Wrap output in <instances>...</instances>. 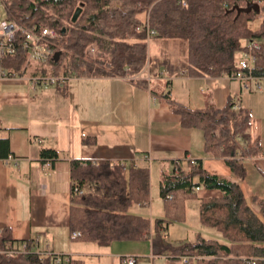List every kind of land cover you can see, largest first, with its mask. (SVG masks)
I'll return each mask as SVG.
<instances>
[{
  "label": "trees",
  "instance_id": "16d2710c",
  "mask_svg": "<svg viewBox=\"0 0 264 264\" xmlns=\"http://www.w3.org/2000/svg\"><path fill=\"white\" fill-rule=\"evenodd\" d=\"M246 1L7 0L0 3L3 19L35 30L47 27L60 38L48 44L53 55H58L56 58L52 55L47 63L27 61L26 51L17 45L14 53L2 61V66L21 78L50 76L63 81L85 74L126 77L136 85L146 86L149 79L139 76L145 66L149 70L146 40L154 37L184 42V60L179 63L190 76L227 75L248 52L253 59L250 68L242 72L250 77H264V0H253L258 2V13L236 15L230 10L233 5L244 6ZM77 7L80 12L71 22ZM256 20L257 26L250 27ZM246 40L258 45L248 50ZM89 49L98 53L92 54ZM30 63L39 65L28 72ZM81 67L85 68L84 72ZM162 96L180 116L182 127L201 131L203 151L225 159L230 178L209 174L190 159L182 166L175 161L174 171L164 175L158 186L163 216L150 222L147 217L128 212L132 204L144 206L148 201L147 167L71 160L68 230L70 234L77 233L72 238L108 246L114 241L146 240L152 234L154 254H165L172 259L187 256L183 264H264V197L252 199L258 206L255 210L239 187L245 175L244 158L259 150L256 142L248 140L249 110L231 97L219 108L189 109L170 98L168 91ZM7 147V139H0V156H7ZM40 156L53 161L57 153L53 149H41ZM195 187L217 189L219 195L200 197ZM190 198L197 201L200 224L215 229L221 241L199 234L192 241L176 246L163 241L166 227L182 219L184 202ZM8 242L14 244L4 228L0 231V249ZM32 246L31 240H25V251L12 255L0 253V264H52L49 256L38 254ZM67 264H80V261L70 259Z\"/></svg>",
  "mask_w": 264,
  "mask_h": 264
},
{
  "label": "crops",
  "instance_id": "0c3cea01",
  "mask_svg": "<svg viewBox=\"0 0 264 264\" xmlns=\"http://www.w3.org/2000/svg\"><path fill=\"white\" fill-rule=\"evenodd\" d=\"M159 64L140 73L149 79L146 86L116 76L77 75L33 88L16 75L0 81V139L6 138L8 146L7 156H0V231L7 229L14 246L31 240L33 251L48 249L80 264L86 258L95 264H118L126 255L141 257L136 264H183L178 258L154 254L152 234L146 240L99 246L72 238L68 230L71 160L147 167L149 202L152 174L161 177L156 180L161 215L154 218L163 216L158 186L164 175L174 171L175 161L182 166L190 159L209 174L230 178L225 159L203 151L201 131L180 125V116L162 98L166 91L189 109L219 108L231 97L249 110L248 140L256 142L259 150L244 158L245 175L239 187L248 204L258 209L252 199L264 197V77L190 76L182 63L174 66L162 58ZM37 65L30 63L28 72ZM41 149L55 150L56 158H41ZM196 193L219 195L217 189L201 187ZM148 201L140 209H146ZM140 209L131 213L150 222L154 219ZM180 222H185L184 212ZM170 225L162 239L171 246L192 241L196 234L205 238L193 230L191 237L171 241Z\"/></svg>",
  "mask_w": 264,
  "mask_h": 264
},
{
  "label": "built area",
  "instance_id": "2783aa9c",
  "mask_svg": "<svg viewBox=\"0 0 264 264\" xmlns=\"http://www.w3.org/2000/svg\"><path fill=\"white\" fill-rule=\"evenodd\" d=\"M7 0H0V3ZM183 4V2H182ZM149 33V31H148ZM59 34L52 29L47 27H42L40 30H35L33 27L23 26L16 22L9 21L3 18H0V81L3 79L12 78L13 75L8 73L6 69L2 66V61L12 55L15 51L17 45H19L23 50L26 51L27 61L44 64L51 59L53 55L52 49L48 47L49 43L52 41L59 40ZM245 45L248 50L253 47H256L258 43L245 41ZM92 50V49H90ZM252 56L248 52L244 53L243 57L235 62L234 66L236 69L228 73L229 78H248L250 75H245L242 70L245 68H250V63L252 61ZM75 78V76H72ZM21 78V77H20ZM131 79L134 77H130ZM26 80L30 88L35 87V85H48V84H59L62 81L60 77H50V76H40L32 78H23ZM264 153V148L262 149ZM239 154V153H238ZM197 190L198 187H195ZM77 193H80L81 190H74ZM77 233L73 232L72 237L76 236ZM24 250V242L20 243L19 246H14L13 244L5 243L4 247L0 249V253L6 255H12L15 253H20ZM40 255L49 256L52 260V264H67L70 260L68 255H57L52 253L48 249L41 251H35ZM187 256H180L179 260L182 263H186ZM118 264H136V257L133 255L123 256Z\"/></svg>",
  "mask_w": 264,
  "mask_h": 264
},
{
  "label": "rangeland",
  "instance_id": "374dc122",
  "mask_svg": "<svg viewBox=\"0 0 264 264\" xmlns=\"http://www.w3.org/2000/svg\"><path fill=\"white\" fill-rule=\"evenodd\" d=\"M0 18H3V10H2L1 4H0ZM257 24H258L257 20L253 21L250 23V27L255 28ZM146 45H147V63L146 64H148L149 70L154 69V68L157 69L160 66L159 61L162 58H164L167 62H170L171 65H174V66H176L179 62H182L184 60L185 44L182 41L179 43H177L176 41L175 43L174 42H160L157 40V38L150 37L149 39L146 40ZM93 49L92 50L89 49V52H92V54L98 53L96 51L93 52ZM145 70H147L146 66L141 72H144ZM81 71L84 72L85 68L81 67ZM78 76H87V75L83 74V75H78ZM140 77L143 78L142 76ZM53 84L54 83L48 84V85H53ZM160 178L161 177L159 176L155 178V176L152 174V177H151L152 186L150 188V198L152 200L150 202L148 201L149 206L146 209L144 208L140 209L141 207L139 205L132 204L129 207L128 212H137L140 209L141 214H147L151 218L161 215V209L159 207V200L157 198V188H156V180L157 179L159 180ZM196 207H197V203L195 199L190 198L184 202L185 222L183 223L180 221H174L170 223L171 225H170L168 236L170 237L169 239L171 241H173V239H178L183 236H186V238L191 237L193 230H197L205 238L214 239L218 241L222 240L221 235L215 229L203 226L198 222ZM135 257H136V260L141 258V257L140 258L137 257V255ZM84 264H95V261L92 260L91 258H86L84 260Z\"/></svg>",
  "mask_w": 264,
  "mask_h": 264
},
{
  "label": "water",
  "instance_id": "95a60500",
  "mask_svg": "<svg viewBox=\"0 0 264 264\" xmlns=\"http://www.w3.org/2000/svg\"><path fill=\"white\" fill-rule=\"evenodd\" d=\"M230 10H234L235 14H239V13H249L250 11H253L255 13L259 12V5L257 1H253V0H247L244 4V6L239 7L238 5H233V7ZM80 12V8H75L71 17H70V21L73 22L77 15ZM60 32H63V29L60 30ZM58 55V53H54V57L56 58V56Z\"/></svg>",
  "mask_w": 264,
  "mask_h": 264
}]
</instances>
